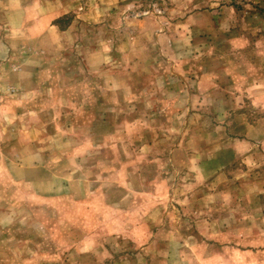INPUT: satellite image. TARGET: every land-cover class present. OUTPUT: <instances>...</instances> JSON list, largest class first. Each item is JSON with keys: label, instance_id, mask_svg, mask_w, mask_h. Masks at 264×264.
Wrapping results in <instances>:
<instances>
[{"label": "rangeland", "instance_id": "1", "mask_svg": "<svg viewBox=\"0 0 264 264\" xmlns=\"http://www.w3.org/2000/svg\"><path fill=\"white\" fill-rule=\"evenodd\" d=\"M230 175L264 264V0H0V264H197Z\"/></svg>", "mask_w": 264, "mask_h": 264}, {"label": "crops", "instance_id": "2", "mask_svg": "<svg viewBox=\"0 0 264 264\" xmlns=\"http://www.w3.org/2000/svg\"><path fill=\"white\" fill-rule=\"evenodd\" d=\"M17 9V8H16ZM21 9H22V6H21ZM10 16L11 15H16V11L13 12L11 10H8ZM23 15L24 18H26V14L24 15V13H21ZM40 17L39 19H34L36 20V24L40 25L42 23H44V20H43V15H40L38 16ZM11 28H12V25H11ZM254 126L253 125H246L245 126V131H246V134L245 136L247 137L246 138V141H244V143L246 144L247 142H249L247 139H254L251 134H252V131L254 130ZM245 140V139H244ZM241 141H237L236 142V145H234V147H231L230 149V154H234V157L233 159H235V157L238 158V156L240 155V152L237 150L239 148H242V147H246L244 146V143L243 141L240 143ZM241 144V146H240ZM221 149V148H220ZM250 149H252V147H250ZM178 153H181V150H177ZM246 156V155H245ZM185 157V156H184ZM233 161V160H232ZM223 170H220L219 172H217L216 174H218V180H219V183H221V181H225L223 180L226 176H222L223 174ZM232 174V173H230ZM236 178H231V175L229 176V183L230 185L227 187L225 184H221L219 187H217L215 190H214V193L213 194H210L207 197H203L201 198L202 202L204 203V206H208L207 203H209L210 201L214 202L215 204H217V207H218V211H217V208L215 209L216 212L214 214L215 215H218V216H228V223L225 225V226H222V230H218V226L216 224V220L215 219H210L208 216H205V215H208V214H205L207 213L206 210H204L202 213H204V216L203 217H200V219L198 220V232H200L201 234V226L203 228H205L206 232L207 230L211 232V230H213V233L215 235H217V232L219 231V234L217 236H215V239L218 240V241H221V242H226L224 245H218L217 243H213L212 245V248L207 252L205 251V248L206 246L205 245H200L199 246V250L198 252L196 253V263L197 264H237L238 261H237V257H236V254H238L240 251H239V248L237 246H234V245H231V232H234L236 229H237V211L235 208V205H231L230 204V201L231 202H235L237 196H234L236 194L232 193L231 192V188L232 186L236 183ZM262 185H264V181L262 180ZM224 183V182H223ZM252 183V181H251ZM250 183V184H251ZM225 185V187H224ZM261 186V185H260ZM256 192H255V196H259L264 190H263V187L261 186L259 189L255 188ZM233 196V198H232ZM253 196L252 193L248 194V199H249V202L252 203V201L250 200V197ZM259 197H257L256 199H258ZM252 207V206H251ZM264 209V208H263ZM263 209H260L259 208V212H256L255 214L256 215H259L260 217H264V210ZM249 212V213H248ZM254 213V209H245V213L244 215L247 216H252ZM199 217V216H198ZM232 218L233 220L231 221ZM215 220V221H214ZM226 221V220H224ZM220 225V223H218ZM245 227H250L249 229H253L254 225L253 224H245ZM203 233H205L203 231ZM222 235H221V234ZM228 235L227 238H222V237H225V235ZM203 235V234H202ZM207 237V236H205ZM210 238H214L213 236L210 237ZM235 236L233 238V242H235ZM246 247V246H245ZM224 251V252H227L228 253V257L225 259V260H222L221 259V256H220V252L219 251ZM240 254V253H239ZM244 255H252L253 252L251 250V248H247L245 249V251L243 252ZM264 254V253H263ZM174 259L176 260L177 259V256H172L171 257V260ZM245 261H247L246 258H244ZM127 261V262H126ZM125 262H121L120 264H130V261L126 260ZM244 260H243V264H248L246 263ZM178 262L179 264H187V260L182 256H179L178 257ZM259 263V262H258ZM119 264V263H117Z\"/></svg>", "mask_w": 264, "mask_h": 264}]
</instances>
